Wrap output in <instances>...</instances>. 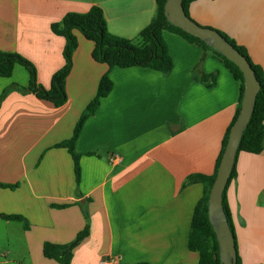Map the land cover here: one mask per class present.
I'll use <instances>...</instances> for the list:
<instances>
[{"label":"crops","instance_id":"0c3cea01","mask_svg":"<svg viewBox=\"0 0 264 264\" xmlns=\"http://www.w3.org/2000/svg\"><path fill=\"white\" fill-rule=\"evenodd\" d=\"M100 7L109 31L135 40L150 25L156 0H0V52L31 61L38 82L51 87L64 64L66 40L51 25L70 12ZM192 20L227 34L264 70V0H196ZM79 47L62 107L24 93L29 74L16 66L0 77V264H59L45 258V243L70 245L90 219V234L72 250L71 264H199L189 249L194 210L203 198L191 175L215 173L223 140L240 107V83L213 54L164 32L173 72L114 68L111 94L88 119L76 144L77 185L66 149L82 113L96 96L106 64L92 57L94 44L75 32ZM198 74H217L208 88ZM18 85V87H16ZM92 154V155H89ZM112 158H117L112 161ZM226 190L242 264H264V150L240 152ZM70 205L55 208L54 205Z\"/></svg>","mask_w":264,"mask_h":264},{"label":"trees","instance_id":"16d2710c","mask_svg":"<svg viewBox=\"0 0 264 264\" xmlns=\"http://www.w3.org/2000/svg\"><path fill=\"white\" fill-rule=\"evenodd\" d=\"M168 0H156V14L148 27H146L137 39L131 40L112 34L108 29V23L103 10L98 6H93L86 13L70 12L63 19L51 25L52 32L60 37L65 38L66 44L64 48V66L58 70L52 77L51 87L44 88L38 82V72L35 65L17 53L0 52V77L10 78L13 75L16 66L23 67L29 74V86L16 87L24 93L34 94L38 99L46 101L55 107H62L68 101L67 95V79L73 68V56L79 47V40L76 31L81 33L83 37L94 44L92 52L93 59L109 67L98 86V90L94 99L82 113L77 122L73 136L64 140L55 148L66 149L71 155L74 162V173L77 185L81 181V155L76 152V144L79 140L83 128L89 118L94 116L103 99L107 98L114 89V82L110 77V71L118 67L121 69L128 68H147L163 73L169 76L173 72L174 62L169 52V47L164 39V32H170L181 36L189 43L200 47L204 54H213L233 75L234 79L240 83V107L233 119V122L223 140V147L217 161L214 175L206 176L201 174L191 175L187 179V183H201L205 187L203 198L198 202L191 223V232L189 236V249L200 255L199 264H222L220 261L219 244L214 229L209 221L208 207L209 197L212 186L215 182L217 172L226 149L230 131L241 111L242 101L245 90V80L239 67L213 49L204 41L184 32L179 27L171 24L167 20L165 14V4ZM196 0H184L183 6L188 17L189 7ZM191 18V17H190ZM215 30V29H214ZM218 31V30H216ZM230 44H232L242 55L250 62L255 71L256 77L260 83V90L257 94L256 105L251 120L243 133L239 144V151L249 154L259 155L264 150V70L256 65L243 46H240L234 39L227 34L218 31ZM217 74H198V68L195 70V81L200 82L208 88H213L217 83ZM9 89L5 90L0 97V108ZM92 155V154H89ZM238 156V155H237ZM236 176L235 166L230 176L228 185ZM227 185V187H228ZM18 185H8L0 183V188L16 189ZM226 187V190H227ZM226 190L223 194V207L227 216L230 229L235 238V244L238 252L237 239L235 235L233 220L230 208L226 201ZM70 205H54L55 208L64 209ZM0 218L7 221L21 222L25 228H29L27 219L20 215L0 214ZM87 225L81 231L74 243L70 245H56L45 243L43 246V254L45 258L54 260L59 264H71L73 248L84 238L90 234V219L86 215ZM237 264H242L241 257L238 252Z\"/></svg>","mask_w":264,"mask_h":264},{"label":"water","instance_id":"95a60500","mask_svg":"<svg viewBox=\"0 0 264 264\" xmlns=\"http://www.w3.org/2000/svg\"><path fill=\"white\" fill-rule=\"evenodd\" d=\"M184 0H168L165 14L169 23L184 32L199 38L217 52L234 62L242 71L245 80L244 97L238 119L231 128L228 143L224 151L215 182L210 191L208 215L219 244L220 261L222 264H237L238 252L235 238L223 207V194L228 185L235 162L239 144L251 120L256 105L260 83L247 58L230 44L218 31L203 27L187 16Z\"/></svg>","mask_w":264,"mask_h":264},{"label":"built area","instance_id":"2783aa9c","mask_svg":"<svg viewBox=\"0 0 264 264\" xmlns=\"http://www.w3.org/2000/svg\"><path fill=\"white\" fill-rule=\"evenodd\" d=\"M117 159V158H116ZM115 158H112V161L116 160ZM115 259H107L102 262V264H113Z\"/></svg>","mask_w":264,"mask_h":264}]
</instances>
